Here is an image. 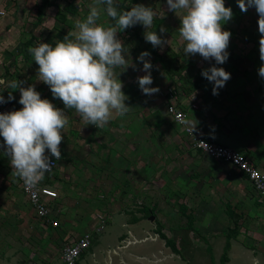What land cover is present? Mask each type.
I'll use <instances>...</instances> for the list:
<instances>
[{"label":"rangeland","instance_id":"obj_1","mask_svg":"<svg viewBox=\"0 0 264 264\" xmlns=\"http://www.w3.org/2000/svg\"><path fill=\"white\" fill-rule=\"evenodd\" d=\"M122 1L128 2L130 7L138 4L152 7L157 15L148 30L161 35L160 28L163 27L166 29L163 38L169 43L154 48L145 41L146 29L141 24L132 27V30L135 29L142 40L134 37L130 41L126 39L127 34L117 33V38L128 50V65L126 69L117 68L116 73L124 85L122 91L129 98L125 104L131 110L123 117L114 114L104 128L98 129L86 124L75 109H65L61 100L53 98L49 86H43L44 83L39 81L38 65L28 52L30 47L38 46L40 42L54 47L57 41H63L65 36L75 31L76 21L88 15L91 5L102 9L103 4L97 3V0H50L52 6L47 8L40 24L34 28L32 35L35 38L26 40H30L27 45L26 41H22V31L25 30L28 34L37 25L33 6L27 18L21 22L22 25L19 24L16 39H12L13 47L19 44L24 50L15 55L14 80L24 81L22 86L25 88L34 85L41 97L48 99L55 107L62 104L68 117V124L62 133L66 135L68 131L74 130L82 142L78 143L79 158L72 152L69 155L72 164L80 167L84 176L70 177L69 186L84 185L83 193H90L99 201L95 203L91 196L75 192L72 197L73 212L68 216H72L73 222L78 223L74 225L72 221L69 222L67 229L73 233L68 239L72 240L70 238L83 228L85 231L84 224L87 221L91 225L101 220L104 223L103 230L95 238L94 235L91 237L90 249L85 260L80 261L81 264H87L88 259H92V254L97 256L101 264H104L102 260L106 256H111L116 261L121 256L129 255L143 256L148 264H253L255 259L250 250L253 242L247 226L253 223L256 216L252 213L255 211L254 205L259 203L252 196L246 198L242 193H236L231 186L226 193L222 192L221 185L211 179H206V187H203L199 176H204L207 172L201 168L200 163L203 165L207 158H211L198 156L197 153L190 155L183 150L187 144L186 139L180 136L165 116L168 96L164 100L157 95L161 92L165 95L167 88L164 87H169L176 93L185 92L186 97L195 100L193 85L189 81L178 76L169 80L164 74L158 56L167 49L177 54L173 63L175 69L187 67L181 78L192 76L199 69L224 67L231 74V79L223 88L218 89L219 94L215 96L263 94L264 78L258 75V69L264 64L259 53L261 35L258 31V14L255 8H249L246 13L241 12L237 0H225V7H230L233 12V18L222 24V30L231 33L226 49L229 56L224 64H216L214 59L205 60L199 54L185 56V42L179 33L183 10L176 13L169 11L166 0H136V4H129L130 0H115V3L118 5ZM3 2L7 4L13 1ZM70 8L76 12L72 14ZM1 18L5 19L7 16ZM98 23L105 27L114 24L103 12ZM142 52L151 54L153 84L150 87L159 88L158 93L150 96L142 93L137 82V77L146 74L142 71L143 63L137 60ZM4 63L1 71L2 77L6 79L12 74ZM203 84L206 86L203 94L207 97V107L219 104L222 106L217 111L219 118L227 117L230 105L224 106L215 101L210 103L208 98L214 96V85L208 80ZM235 88L238 89L234 90ZM9 108L11 110V104ZM139 128L142 131L136 133ZM69 136H72L71 133ZM221 142L237 151L242 148L239 140ZM12 171L4 149L0 148V264H63L59 256L67 240L40 226V222L31 214L29 204L20 196L17 177L12 175ZM93 171L95 174L90 175ZM93 181L99 188L95 191L98 194L91 189ZM104 184L107 185L105 188ZM62 199L64 206L69 207L70 198ZM93 206L101 212L94 220H90ZM143 206L152 209L153 214L145 215ZM231 216L237 217L239 231L237 240L230 241V252L226 251V257L230 261L222 262L227 231L206 227L209 223L213 227L224 228L226 224L232 223ZM151 217L154 218L153 221L150 220ZM133 219L141 221L132 224L130 221ZM191 219L195 224L189 230L187 223ZM159 230L175 243L178 250L176 255L164 245L158 235Z\"/></svg>","mask_w":264,"mask_h":264},{"label":"clouds","instance_id":"obj_2","mask_svg":"<svg viewBox=\"0 0 264 264\" xmlns=\"http://www.w3.org/2000/svg\"><path fill=\"white\" fill-rule=\"evenodd\" d=\"M166 2L169 11H184L179 33L185 42V56L199 54L205 60L214 59L216 64H224L229 56L226 49L231 33L222 30V24L233 18L232 9L225 7V0ZM97 3L106 7L101 9L91 5L88 15L76 21L75 31L65 36L63 41H57L54 47L40 42L38 46L30 47L28 52L38 65L39 81L49 86L53 98L61 100L65 109H75L86 124L99 129L106 127L114 114L123 117L131 110L125 104L129 98L122 91L124 85L116 73L117 68L126 69L128 65V50L117 38L118 31L141 24L146 29L145 41L154 48L163 47L169 41L163 38L166 31L163 27L160 28L161 35L148 30L157 15L152 7L138 4L130 11H122L115 0H97ZM237 4L241 12L255 8L258 14L259 53L260 60L264 62V0H237ZM102 12L114 24L108 27L99 24ZM150 55L142 52L137 57L146 73L137 77V82L142 93L148 96L159 92V88L150 87L153 84ZM201 75L213 83L214 96L231 79L230 73L215 66L203 70ZM258 75L264 78V64L258 69ZM24 83L20 80L9 82L10 88L19 90L18 103L23 107L0 114V137L4 141L0 148L10 158L12 175L22 180L26 189H32L55 166L50 157L57 161L62 158L59 146L68 117L64 110L55 107L48 99H41L34 85L25 88L22 86ZM14 99L11 93L7 100L0 95V104ZM185 123L190 124L191 121L186 120ZM194 130L195 127L192 132ZM46 150L50 156L45 154Z\"/></svg>","mask_w":264,"mask_h":264},{"label":"crops","instance_id":"obj_3","mask_svg":"<svg viewBox=\"0 0 264 264\" xmlns=\"http://www.w3.org/2000/svg\"><path fill=\"white\" fill-rule=\"evenodd\" d=\"M2 1H13V2H8L7 4H5V2L2 3ZM33 6H35V15H36L37 25L32 27V29L29 30L28 34H26L27 32L25 33V30L22 31V33L24 34V38L22 39L23 42L28 39L35 38L34 35H32L33 30L34 28L38 26V24H40L41 17L44 16L45 12L48 10L47 8L52 6V3L50 2V0H47L45 3H43V0H0V69H1L2 63L6 61L4 65L8 66L7 69L8 71H10L12 76L6 77V79L3 78L5 81V95L7 99H8L9 93H11L12 96L15 97L14 100H12L11 102H8V104H11L10 111L20 110L23 107L22 105L18 103L20 99L19 90L18 89L14 90L9 87V82L14 80L13 74L15 73L14 71L15 60H16L15 55L24 51L22 48V45L19 46L18 44L15 47H13L11 45L13 43L12 39H16L15 36L17 35L16 33L19 29V24L27 18V15L29 14L31 7ZM6 16L7 18L5 19L1 18V17H6ZM26 43L28 45L30 43V40L26 41ZM1 75H2V71H1ZM168 82L171 83L170 81ZM44 85L46 86V84H43V86ZM164 88H167L168 93L165 95H161V94L157 95V97L159 99H162V98L164 99L166 98V96H168L169 99L168 98L166 99L167 104L174 103L177 106V108H182L183 112L186 115L187 121H191L190 124H186V125L191 130L192 128L195 127V130L193 131V133L197 137L201 139H205L206 141H209L211 143L222 145L228 148L230 147L221 141H232V142L234 140L241 141L240 143L242 144L241 145L242 148L240 149L239 152H241L247 158H249L251 162L255 165V167L264 174V93L263 94L262 93H255V94L248 93V95L246 93L245 94L241 93L237 95L236 97H232L234 95L232 94L231 96L232 98L223 94L219 97L213 96L211 98H208V100L211 101L210 103H214L215 101L217 103L219 102L222 103L224 106L230 105V109L228 111L229 115H227V117H224L223 119H220L217 111H220L222 106H219V104L215 103L212 107H207L208 106L206 104L207 97L205 94H203V90L206 89V86L203 83H201L198 86V88H195V87L192 88L193 90L192 94L194 95L195 100H190L188 97H186L185 92L179 91L176 93V91H173L172 88L171 89L169 87H164ZM238 88L240 89L239 91H242L241 87H238ZM238 88H235L234 90ZM182 97H184L185 99ZM41 99L43 98L41 97ZM181 100H183V102ZM61 106L62 104L56 105L57 108L64 110L63 107ZM192 106H194L195 108H192ZM165 116L170 120L172 125L177 129V132L180 134V136L186 139L187 144L185 147H183V150H186L187 154L195 155L194 153H197L198 156L199 155L206 156L199 150L194 149V147L188 140V137L185 135L183 130L180 127L176 126L172 122V120L168 117L166 113V108H165ZM138 131H142V128H139V130H137L136 133H139ZM63 133H62L63 139L59 146L61 150L62 158L59 160L57 167L51 173L46 174L45 178L39 183L41 186H45V187H48L54 190L58 195V198L53 202V206H54V209L58 211L56 217L59 220V228L52 229L48 226L44 227L42 223L39 220L38 221L40 222V226L42 228L48 229L50 232H54V234L58 233L60 237L63 238V240H67L66 241L67 243L65 244H68L78 239L85 233H92V236L94 235V238H95L96 235H98V233H96L95 230L96 228L99 227V222L101 220L100 221L98 220V222H96L95 224L92 223L91 225L89 224V221H87L86 224H84V226L86 227L85 231L83 228V230L80 233L76 232L74 237L70 238L72 240L68 239V237H70L69 235L73 233L72 231H69V229H67L69 222L72 221L74 225L78 223V221L77 223L76 221L73 222L72 216L71 217L68 216L70 213L73 212L72 197L75 194V192H79L81 193V195L85 194L83 193L85 192V189H84L85 186L84 185L82 186L81 184L80 185L72 184L71 187L69 186L68 180L70 177H73L76 175L77 177L82 178L84 176L83 170H81L80 167H76L72 164L71 157L69 155L72 152L77 158H79L80 147L78 146V143L80 144L82 142L79 141L80 139L79 137H77L78 134L74 130H72L71 132L68 131L66 135H64ZM70 133L72 136H69ZM45 154L49 155L48 150H46ZM6 157L8 158V162L10 163V158L7 155ZM211 159L208 160L207 158L206 162H203V165L200 163L201 168L206 169V172H207L206 175L199 176V179L203 181V184H202L203 187L204 186L206 187V182H207L206 179H211L221 185L222 192L226 193L227 190L231 186V188L235 190L236 193H242L243 197H246V198H249L252 196L253 200H255L256 203L257 202L259 203V204L254 205L255 211H253V209L251 208V210L253 211L252 213H255L256 216L254 217L255 219H253V223L247 226V229L249 232L248 234L250 236V239L253 242V246L251 245V248H250L251 253L254 255V259H255L253 264H264V199H261L259 197V195L255 192L254 188L252 187L251 183L247 180L246 176L243 173L238 171L235 167H233L230 164L223 163V162L220 163V162L215 161L214 159L213 160ZM77 162L79 163L78 160ZM94 174H95V171H93V173H90V175H94ZM17 185L19 188L18 190H19L20 196L26 201V199L21 194L18 180H17ZM106 186L107 185L104 184V188ZM91 189L94 192L98 191L99 189L98 187L94 185V181H93V186H91ZM95 193L98 194L97 192ZM85 195L91 196L90 193L85 194ZM59 198L61 199L65 198L66 200L70 198L69 207H65L64 200L63 199L59 200ZM92 198L95 200L94 201L95 203L99 202L98 200H96V198H94V196ZM142 208H148V207L143 206ZM29 210L31 214L34 216V213L30 206H29ZM91 211L92 213L89 216L90 220H94L97 217V215L101 212L100 210H97L96 208H94V206L92 207ZM142 211L144 210L142 209ZM231 217H232V223L226 224L224 228L213 227L209 223L206 227V229H211V228L215 230L225 229V231H227L225 246L229 244L228 249H227V251L229 250V252L231 249V243H230L231 239L236 241L237 238H231L228 241L227 237H229L231 230H232L231 235H236L237 237L238 231H239V224H240L239 221L237 220V217L235 216H231ZM191 220H189L187 223L189 230L193 229L194 224H195L193 220L192 222ZM140 221L141 220L135 221L133 219L130 222L132 224H138ZM233 232L235 233L233 234ZM99 233H101V231ZM127 243L129 244L130 242L127 241ZM87 251L81 255L79 262H78L79 264H81L80 261L85 260L84 258L86 256ZM91 256H92V259L90 260L88 259L87 264H101L99 262L100 260L97 259V256H95L94 254H92ZM102 261L104 264H114L115 262H117L118 264H130V263L148 264L146 263V261L148 260L145 257L137 256V255H129L126 257L121 256L119 259H116V261L113 259V257L106 256V257H103ZM229 261L230 259L228 257L227 262Z\"/></svg>","mask_w":264,"mask_h":264},{"label":"built area","instance_id":"obj_4","mask_svg":"<svg viewBox=\"0 0 264 264\" xmlns=\"http://www.w3.org/2000/svg\"><path fill=\"white\" fill-rule=\"evenodd\" d=\"M0 81H3V83H0V95H2L5 100H7L5 95V81L1 75V69ZM167 93L168 92H166V94ZM159 94L162 95V93ZM192 108L195 107L192 106ZM8 112H11L9 104H0V114ZM166 113L172 120V122L183 130L194 149L199 150L200 152L214 160L227 163L235 167L238 171L246 176L247 180L251 183L252 187L259 195V197L261 199H264V174L255 167V165L249 158H247L239 151L214 144L206 141L205 139L197 137L186 125L185 121L187 120V118L185 113L183 112V109L177 108L174 103L167 104ZM0 141L2 144L4 143L2 137H0ZM50 159L55 164L52 169L53 171L57 167L59 160H55L54 157H50ZM17 180L21 190V194L28 202L36 219L39 220L44 227L48 226L52 229H58L59 220L56 217L58 211L55 210L53 206V202L58 198L57 193L48 187L41 186L40 184H38L35 188L26 189L23 181L18 178ZM103 225L104 223L102 221L99 222V227L96 228L95 232L99 233L100 231H102ZM91 237L92 233H85L71 243L65 244L60 254L62 263L79 264L78 262L81 255L90 247Z\"/></svg>","mask_w":264,"mask_h":264},{"label":"trees","instance_id":"obj_5","mask_svg":"<svg viewBox=\"0 0 264 264\" xmlns=\"http://www.w3.org/2000/svg\"><path fill=\"white\" fill-rule=\"evenodd\" d=\"M47 0H43V3H45ZM127 3L128 2H126V1H122V2H120L118 5H116L117 7H118V9H120V10H125V11H130L131 10V7L129 6V5H127ZM137 2H136V0H130L129 1V4H136ZM106 7V5H102V9L103 8H105ZM70 10H71V13H75L76 11H75V9H73V8H70ZM133 27H136V25L135 26H133ZM133 31V32H132ZM119 32V31H118ZM132 32V33H131ZM119 33H125V34H127V38L126 39H128V40H132L134 37L135 38H137V39H140V40H142V37H140L139 35H138V33H137V31L134 29V30H132V27L131 28H128V29H126V30H124V31H122V32H119ZM131 33V34H130ZM154 53L156 54L157 52L156 51H154ZM158 54V53H157ZM176 57H177V54L176 53H174L173 51H171V50H166V51H164L161 55H159L158 56V59L160 60V62H161V65H162V70H163V72H164V74L169 78V80L173 77V76H178L180 79H185V80H187V81H189L192 85H193V87H195V88H198V86L201 84V83H203V82H205L207 79L205 78V77H203L202 75H201V72L203 71V70H201V69H199V70H197L196 71V73L194 74V75H192V76H185V77H183V78H181L182 77V72L183 71H185L186 70V66H183V67H180L179 69H175V67L173 66V63L175 62V60H176ZM219 68H223L225 71H226V69L224 68V67H219ZM177 77V78H178ZM192 87V88H193ZM191 90V89H190ZM222 146V145H221ZM143 210H144V213H145V215H152L153 214V211L150 209V208H143ZM135 221H137V219H134ZM231 233H230V235L232 234V230L230 231ZM235 232H233V234H234ZM158 235H159V237H160V239H162L163 241H164V243H165V246L166 247H168L173 253H175V254H177L178 253V250H177V248H176V246H175V243L173 242V241H171L169 238H167L163 233H161V231L159 230L158 231ZM229 235V237H227V240L229 241L231 238H236V235H231L230 236ZM228 245L229 244H227L226 246H225V253H224V255L222 256V258H221V261L222 262H226L227 261V257H226V251H227V249H228Z\"/></svg>","mask_w":264,"mask_h":264},{"label":"water","instance_id":"obj_6","mask_svg":"<svg viewBox=\"0 0 264 264\" xmlns=\"http://www.w3.org/2000/svg\"><path fill=\"white\" fill-rule=\"evenodd\" d=\"M150 220H151V221H153V220H154V218H153V217H151V218H150Z\"/></svg>","mask_w":264,"mask_h":264}]
</instances>
